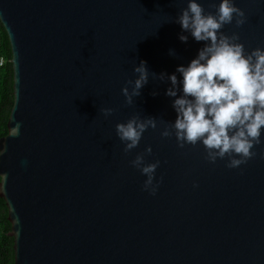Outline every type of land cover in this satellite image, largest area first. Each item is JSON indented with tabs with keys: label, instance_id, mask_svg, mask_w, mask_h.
I'll return each mask as SVG.
<instances>
[{
	"label": "water",
	"instance_id": "obj_1",
	"mask_svg": "<svg viewBox=\"0 0 264 264\" xmlns=\"http://www.w3.org/2000/svg\"><path fill=\"white\" fill-rule=\"evenodd\" d=\"M197 2L215 14L221 0ZM235 4L246 23L237 28L234 20L221 31L238 33L246 53L264 48V0ZM187 6L0 0L14 71L0 195L16 264H264V131L256 155L238 168H228L227 157L209 162L202 142L180 148L175 135H161L177 117L175 98L166 95L171 82L151 72L182 80L177 67L204 46L175 22ZM141 61L149 82L128 105L122 89L131 91L127 82L138 78ZM104 108L116 111L105 117ZM133 116L156 117L158 126L126 154L116 125ZM149 146L145 162L160 161L155 195L131 165Z\"/></svg>",
	"mask_w": 264,
	"mask_h": 264
},
{
	"label": "clouds",
	"instance_id": "obj_2",
	"mask_svg": "<svg viewBox=\"0 0 264 264\" xmlns=\"http://www.w3.org/2000/svg\"><path fill=\"white\" fill-rule=\"evenodd\" d=\"M234 20L237 28L247 20L244 10L236 6L235 0H221L215 14H206L201 3L188 0L187 8L175 22L197 42H204V46L188 66L177 67L182 80L175 73L157 76L151 72L153 77L171 82L166 95L175 98L172 107L177 117L174 122L166 124L162 137L175 135L180 148L202 142L207 153L205 158L215 163L218 158L227 157L228 168H238L256 155L252 149L261 144L264 131V48L246 53L244 44L238 42V33L229 36L221 31ZM179 39L187 43L189 37L181 34ZM170 54L175 55V52ZM134 72L138 78L127 82L132 85L131 91L128 86L122 89L128 105L133 103V97L141 95L142 88L149 82L150 71L146 61L135 66ZM101 111L108 117L116 109L104 108ZM157 126L156 117L141 119L133 116L126 123H118L116 133L125 143L124 152L127 154L137 148L145 131ZM17 129L13 130V135L19 134ZM5 151L6 147L0 149V156ZM151 153L149 146L145 153L136 155L131 165L147 176L144 190L155 195L159 187V183H154L155 173L160 161L146 163L145 155ZM2 178L5 184L7 174H2Z\"/></svg>",
	"mask_w": 264,
	"mask_h": 264
},
{
	"label": "trees",
	"instance_id": "obj_3",
	"mask_svg": "<svg viewBox=\"0 0 264 264\" xmlns=\"http://www.w3.org/2000/svg\"><path fill=\"white\" fill-rule=\"evenodd\" d=\"M13 104L12 48L8 33L0 20V138L8 133V121ZM11 230L8 206L0 195V264H16L14 236L11 235Z\"/></svg>",
	"mask_w": 264,
	"mask_h": 264
},
{
	"label": "built area",
	"instance_id": "obj_4",
	"mask_svg": "<svg viewBox=\"0 0 264 264\" xmlns=\"http://www.w3.org/2000/svg\"><path fill=\"white\" fill-rule=\"evenodd\" d=\"M2 61H3V60H2ZM2 61H1V62H2Z\"/></svg>",
	"mask_w": 264,
	"mask_h": 264
}]
</instances>
